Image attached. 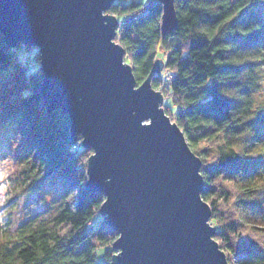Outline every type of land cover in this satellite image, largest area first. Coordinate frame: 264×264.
<instances>
[{
	"label": "trees",
	"instance_id": "16d2710c",
	"mask_svg": "<svg viewBox=\"0 0 264 264\" xmlns=\"http://www.w3.org/2000/svg\"><path fill=\"white\" fill-rule=\"evenodd\" d=\"M260 0H175L176 28L163 35L161 0H114L106 13L119 25L115 41L131 60L136 84L158 60L166 72L151 85L164 89L166 114L201 160L202 198L214 238L230 264H264V104L255 99L264 71ZM0 33V127L13 134L6 169L8 213L21 196L51 179L64 192L57 211L14 230L0 223V264H112L118 233L100 213L105 195L90 192L93 150L73 148L70 118L48 112L43 72L26 67ZM40 63V53L36 54ZM164 96V94H163ZM170 99V104L165 99Z\"/></svg>",
	"mask_w": 264,
	"mask_h": 264
},
{
	"label": "water",
	"instance_id": "95a60500",
	"mask_svg": "<svg viewBox=\"0 0 264 264\" xmlns=\"http://www.w3.org/2000/svg\"><path fill=\"white\" fill-rule=\"evenodd\" d=\"M114 0H0L5 43L36 45L48 112L70 118L88 158L86 188L102 192L100 213L118 237L112 264H230L202 198L201 160L166 114L151 76L136 84L115 41ZM163 35L177 25L175 0H161Z\"/></svg>",
	"mask_w": 264,
	"mask_h": 264
},
{
	"label": "rangeland",
	"instance_id": "374dc122",
	"mask_svg": "<svg viewBox=\"0 0 264 264\" xmlns=\"http://www.w3.org/2000/svg\"><path fill=\"white\" fill-rule=\"evenodd\" d=\"M259 11L264 19V0L259 2ZM117 42V41H116ZM119 43V42H118ZM38 47L36 45L30 46L28 50L24 48L20 50L19 54L22 56L26 67L36 70L41 67L36 54ZM166 72L164 65L160 69V73ZM263 77L260 83V89L255 94V99L258 104H264V71ZM163 92L164 97L167 95L165 90L159 89ZM165 103L170 104V99L166 98ZM164 108V107H163ZM13 143V134L8 131H3L0 127V174H4L6 169L11 165V146ZM93 154V152H91ZM7 161V163H5ZM6 180H0V201L4 200ZM63 188L60 185L55 184L51 179L43 182L36 190L28 192L21 196L17 201L14 210L8 213L9 206L5 204L0 206V223H4L5 220L11 219L14 225V230L27 221L30 218L37 217L40 219L50 218L59 208L63 198ZM7 215H3V213Z\"/></svg>",
	"mask_w": 264,
	"mask_h": 264
},
{
	"label": "snow or ice",
	"instance_id": "6c2138e0",
	"mask_svg": "<svg viewBox=\"0 0 264 264\" xmlns=\"http://www.w3.org/2000/svg\"><path fill=\"white\" fill-rule=\"evenodd\" d=\"M145 3H147V0H145ZM127 64H131L132 61L131 60H128L126 61ZM157 91H159V89H157ZM5 163H7V161H5ZM7 175V173H4V174H0V180L4 179V176ZM4 205V202L3 201H0V206H3ZM3 215H7V213H3ZM2 218V217H0Z\"/></svg>",
	"mask_w": 264,
	"mask_h": 264
},
{
	"label": "built area",
	"instance_id": "2783aa9c",
	"mask_svg": "<svg viewBox=\"0 0 264 264\" xmlns=\"http://www.w3.org/2000/svg\"><path fill=\"white\" fill-rule=\"evenodd\" d=\"M161 93L163 94V92H161ZM73 148H74V149H77V148H78V145L74 144V145H73Z\"/></svg>",
	"mask_w": 264,
	"mask_h": 264
}]
</instances>
